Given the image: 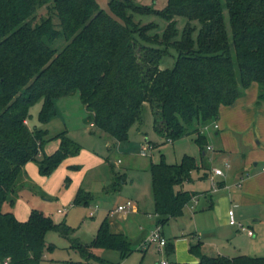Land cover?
<instances>
[{"label":"trees","instance_id":"16d2710c","mask_svg":"<svg viewBox=\"0 0 264 264\" xmlns=\"http://www.w3.org/2000/svg\"><path fill=\"white\" fill-rule=\"evenodd\" d=\"M108 6L106 12L95 0H0V264H39L45 249L54 248L46 243L49 232L96 260L98 249L122 255L132 251L124 235L110 231L107 218L88 244H80L69 226L54 223L42 210L32 208L24 221L13 215L28 161L49 175L79 151L66 131L49 137L47 130L28 125L30 107L38 101L37 122L45 125L57 115L56 99L77 92L87 111L85 121L120 146L128 143V131L140 122L146 103L159 136L173 142L194 134L201 154L205 137L198 125L216 120L221 106L232 105L253 82L255 104H264V0H225L224 6L221 0H167L162 9L109 0ZM135 12L159 16L167 25L160 35L150 34L156 25H138ZM177 17L186 20L179 39ZM60 39L61 47L51 46ZM168 49L177 54L173 67L161 69ZM51 140L58 146L46 154ZM199 168L189 155L179 163H167L162 155L151 163L156 225L182 216L195 195L183 183ZM85 194L78 191L75 204L88 205L92 196ZM200 243L190 247L198 253L197 264H264V255L205 256Z\"/></svg>","mask_w":264,"mask_h":264},{"label":"rangeland","instance_id":"374dc122","mask_svg":"<svg viewBox=\"0 0 264 264\" xmlns=\"http://www.w3.org/2000/svg\"><path fill=\"white\" fill-rule=\"evenodd\" d=\"M98 7L109 12V0H95ZM123 1V0H120ZM133 3L140 7H150L162 9L165 7L167 0H132ZM225 5V0H221ZM45 11H41L44 15ZM133 21L138 25L153 23L156 27L150 31V34H161L167 23L159 16L152 14L132 13ZM223 19L230 35L228 13L223 8ZM57 23L58 20L54 19ZM186 20L182 17L176 18V29L178 31L177 39L185 25ZM196 36L198 23H195ZM64 40L60 39L51 44L52 47H61ZM176 52L168 49L163 57L160 68H172ZM40 109L38 101L29 110L28 125L47 130L48 136L52 137L62 131H66V136L79 146V151L75 156L63 160L49 175H43L39 172L37 163L28 161L23 167V173L20 177V183L24 187L31 188L34 193L30 195L27 192L21 193L15 198L11 211L16 219L24 221L27 219L31 208L39 209L49 214L56 224H66L73 233L71 237L82 244H88L95 233L96 227L103 219L108 210H112L119 203L126 199L137 202L138 211L135 214H129L127 218L123 217V212L116 214L120 217V223L128 230V240L130 241L132 251L128 255H122L117 250L98 249L95 251L103 264H159L161 259H168L175 264H191L199 261L198 253L190 249L191 245L197 243V239L192 237V233L199 235L202 242L199 246L201 254L209 257L217 256V244L212 241H203L202 228L205 219H200L201 204L204 199L200 198L199 203L190 209L186 206L183 214L176 219L169 220L162 226L161 232L168 241V246L158 249L156 245H146L141 243L146 241L149 233L143 227L145 220L155 221L154 204L151 192V176L149 168L151 163L158 162L162 158L167 163H179L184 155L193 156L201 165L204 162L206 166H214L218 161L215 154L219 153V142L217 138H210L211 131L214 130L213 123L210 122L203 126L198 125L202 133H206V139L203 151L206 153L202 156L195 135L188 134L181 138L166 141L159 136L153 129V115L148 104L144 103L141 107V120L134 123L128 131L127 145L118 148L117 142L88 125L85 121L87 111L81 103L79 94L76 92L69 96H63L55 101L57 115L47 124L40 125L37 122V113ZM197 127L196 124H193ZM149 147L146 155L140 154L142 147ZM207 146L210 149H207ZM57 142L49 141L45 146V153L51 154L55 151ZM214 156V157H213ZM209 157H213L209 159ZM207 168V167H206ZM214 169V168H213ZM200 170L202 168L200 167ZM201 172V171H200ZM193 175L191 174V179ZM123 179V183H121ZM114 186L118 191L110 190L104 192L103 187ZM194 183L188 181L184 183L183 189L193 192ZM83 190L86 196L91 194L92 198L88 205L75 204V197L78 191ZM88 191V192H87ZM98 207L94 216L90 217L88 212L93 207ZM60 210L61 213H58ZM133 208L127 212H131ZM156 217V218H155ZM254 232L255 237L249 238L245 232H235V226H230L234 233L232 241L236 250L251 249L258 252H264L262 242L264 241V217L258 221H247ZM155 227V226H154ZM229 229V228H228ZM205 237V236H204ZM206 238V237H205ZM46 243L54 245L51 250L45 249L44 259L39 264H100V260L83 257L80 253L71 248V242L60 236L57 232H49L46 235ZM142 243V244H143ZM141 245V247H140ZM233 245L230 246L234 250ZM253 245H257L255 247ZM243 248V249H242ZM196 263V264H197Z\"/></svg>","mask_w":264,"mask_h":264},{"label":"crops","instance_id":"0c3cea01","mask_svg":"<svg viewBox=\"0 0 264 264\" xmlns=\"http://www.w3.org/2000/svg\"><path fill=\"white\" fill-rule=\"evenodd\" d=\"M256 96L257 84L253 82L245 90L244 94L232 105L220 107L217 119L211 121L217 124V128H214L209 134L210 138H217L220 144L219 153L214 155L218 161H215V165L209 166V168L204 162L202 164L201 161L200 167L202 170L199 168L191 173L193 177L190 181L194 183L191 189L195 195L186 206L192 209L193 204H198L200 198L204 199V203L201 204L202 212L197 215L200 219L203 218L206 220L202 225L201 234L206 237L203 236V241H212L217 244V256L264 255V252H258L260 248L256 251L251 249L247 250L246 248H242L243 250H236L232 243L234 240V233H232L230 229L232 226H235L232 227L235 232L243 231L247 237L254 238L255 232L253 228L247 224V221L251 220L255 222L261 217H264V171L262 170L264 167V104L256 105ZM88 125L93 127L92 124ZM200 133L206 139L207 134L202 133L201 130ZM56 142L58 146V141ZM117 146L121 148L118 143ZM205 155L206 153L204 152L202 156ZM212 158L209 157V159ZM213 168L221 169L223 175H214L212 172ZM211 178L215 183V188L212 186ZM121 181V183L124 182L123 179ZM118 188L119 186H117V188L103 187L102 191H118ZM30 189L31 188L24 187V185L21 184L18 196L23 192H27L30 195L34 194ZM125 201H131L133 203V210L127 213L123 212L124 218H127L129 214L139 212L137 202L135 201L126 199L119 204ZM95 207V211L98 210L97 205L94 206L93 209ZM116 207L112 210H108L103 219L107 218L111 232L120 233L128 239V230L120 223V217L116 216V214H118L117 211H115ZM229 209L234 211L236 221L246 230L252 231V235H248L246 230H240L238 226L228 223L227 212ZM57 212L61 213L60 210H57ZM153 215L156 216L155 214ZM156 221L157 219L152 222L147 219L143 222V227L149 230L148 233L154 228ZM192 237L197 239V242H202L199 235L196 236L192 233ZM231 245H233L234 250L230 248ZM253 246L258 247L257 245ZM261 247L264 248V241ZM96 256L100 257L99 255ZM102 260L104 261V259ZM196 263L197 262H192L191 264Z\"/></svg>","mask_w":264,"mask_h":264},{"label":"built area","instance_id":"2783aa9c","mask_svg":"<svg viewBox=\"0 0 264 264\" xmlns=\"http://www.w3.org/2000/svg\"><path fill=\"white\" fill-rule=\"evenodd\" d=\"M213 127L216 129L217 128V124L213 123ZM203 129H206V125L203 126ZM147 149H149L148 146L147 147H142L141 151H140V154L141 155H146V150ZM207 149H210V147L207 146ZM262 170L264 171V167L262 168ZM212 172H213L214 175H223L222 170L219 169V168H214L212 170ZM210 180H211L212 186L215 188V183L213 182V179L211 178ZM132 208H133V203L131 201H125L124 203L119 204L116 207L115 211H117V212H125V211H128V210H131ZM95 209H96V207L89 212V216L90 217L94 215ZM227 215H228V223L230 225H236V226L239 227L240 230H246L244 227H242V225H240L236 221L235 216H234V211L232 209L228 210ZM246 232H247L248 235H252V231L246 230ZM151 244L156 245L158 249L166 247L167 240L163 236V234L161 232V227L159 225H155V227L149 232V235H148L146 241H144V243L142 245L145 247L146 245H151ZM1 264H7V261L4 260ZM159 264H175V263L173 261L168 260V259H161L159 261Z\"/></svg>","mask_w":264,"mask_h":264}]
</instances>
